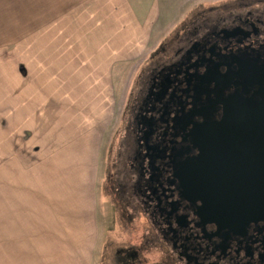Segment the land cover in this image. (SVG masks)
Segmentation results:
<instances>
[{
    "label": "rangeland",
    "instance_id": "374dc122",
    "mask_svg": "<svg viewBox=\"0 0 264 264\" xmlns=\"http://www.w3.org/2000/svg\"><path fill=\"white\" fill-rule=\"evenodd\" d=\"M10 2L15 13L0 15V264H165L124 202L132 89L194 16L264 0H124V15L73 13L82 2L61 16L40 13V0Z\"/></svg>",
    "mask_w": 264,
    "mask_h": 264
},
{
    "label": "flooded vegetation",
    "instance_id": "af4514ba",
    "mask_svg": "<svg viewBox=\"0 0 264 264\" xmlns=\"http://www.w3.org/2000/svg\"><path fill=\"white\" fill-rule=\"evenodd\" d=\"M125 118L124 202L165 264H264V4L194 16L141 68Z\"/></svg>",
    "mask_w": 264,
    "mask_h": 264
},
{
    "label": "crops",
    "instance_id": "0c3cea01",
    "mask_svg": "<svg viewBox=\"0 0 264 264\" xmlns=\"http://www.w3.org/2000/svg\"><path fill=\"white\" fill-rule=\"evenodd\" d=\"M15 1V0H11ZM36 2V0H35ZM82 2L85 3L87 10L84 11H74L75 14H88V15H94L97 13L102 14H113L114 11H112L114 8H119L120 11H116L117 13H120L124 15V0H40V4L42 5L40 10V13L43 14H56L58 16H61V14H65V9L70 7H81ZM68 5V6H66ZM11 2L8 0H0V15L1 14H12L15 13L14 11L10 10ZM8 8V9H7ZM5 9V10H4ZM1 21V20H0ZM56 29V28H52ZM20 66L18 65V69L22 75H24V70H20ZM24 69V68H23ZM23 72V73H22ZM1 138V135H0ZM1 157V155H0ZM126 262L125 264H127Z\"/></svg>",
    "mask_w": 264,
    "mask_h": 264
},
{
    "label": "water",
    "instance_id": "95a60500",
    "mask_svg": "<svg viewBox=\"0 0 264 264\" xmlns=\"http://www.w3.org/2000/svg\"><path fill=\"white\" fill-rule=\"evenodd\" d=\"M228 224H236V225H238L240 228H243V227L246 225V222L243 221V222H239V223H237V222H234V223H232V222H225V223H224V225H228Z\"/></svg>",
    "mask_w": 264,
    "mask_h": 264
},
{
    "label": "trees",
    "instance_id": "16d2710c",
    "mask_svg": "<svg viewBox=\"0 0 264 264\" xmlns=\"http://www.w3.org/2000/svg\"><path fill=\"white\" fill-rule=\"evenodd\" d=\"M21 70H22V67H21Z\"/></svg>",
    "mask_w": 264,
    "mask_h": 264
}]
</instances>
